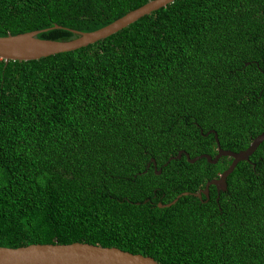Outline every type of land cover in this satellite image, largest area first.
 Segmentation results:
<instances>
[{"label": "trees", "instance_id": "obj_1", "mask_svg": "<svg viewBox=\"0 0 264 264\" xmlns=\"http://www.w3.org/2000/svg\"><path fill=\"white\" fill-rule=\"evenodd\" d=\"M149 1L0 0V36L72 40ZM212 130L234 152L264 133V0H175L87 47L0 59V246L264 264V141L219 201L193 193L232 158L165 165L215 157Z\"/></svg>", "mask_w": 264, "mask_h": 264}, {"label": "water", "instance_id": "obj_2", "mask_svg": "<svg viewBox=\"0 0 264 264\" xmlns=\"http://www.w3.org/2000/svg\"><path fill=\"white\" fill-rule=\"evenodd\" d=\"M175 0H151L143 6L130 11L123 17L115 20L109 25L92 31L79 32L74 31L78 37L67 41H55L49 39H41L38 35L47 30L32 31L17 35L0 36V59L5 60L6 64L10 61H31L49 57L59 53L75 51L77 49L87 47L103 40L133 24L145 15H150L152 12L166 7ZM59 28V26H55ZM203 134V130H201ZM214 133L217 144V154L213 157L210 154H200L194 158L186 151H179L176 156L170 157L167 165L171 160L181 159L183 155L187 157L189 163H195L200 159H207L209 163L216 164L222 157L232 158V162L218 178H214L207 182L205 189L198 193H193L195 196L202 199L203 196L209 199V190L211 186H215L218 193L217 201L221 192H225L228 188V177L235 170L241 161H250V157L258 149L264 141V133L258 135L248 148L239 152L223 149L215 130L209 131L205 135ZM152 162L157 170L156 160ZM150 164L148 165V168ZM162 169L157 171L161 174ZM192 193L183 192L178 195L170 203L158 206L161 208L170 207L177 203L182 196H187ZM0 264H160L151 256L134 254L124 251L117 247H103L90 243L74 242L71 244H31L18 248L1 247L0 246Z\"/></svg>", "mask_w": 264, "mask_h": 264}]
</instances>
